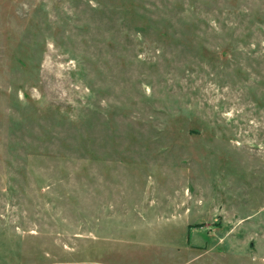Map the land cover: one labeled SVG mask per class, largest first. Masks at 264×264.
Instances as JSON below:
<instances>
[{"label": "rangeland", "instance_id": "rangeland-1", "mask_svg": "<svg viewBox=\"0 0 264 264\" xmlns=\"http://www.w3.org/2000/svg\"><path fill=\"white\" fill-rule=\"evenodd\" d=\"M0 264H264V0H0Z\"/></svg>", "mask_w": 264, "mask_h": 264}]
</instances>
